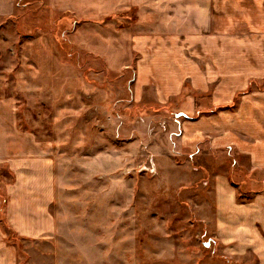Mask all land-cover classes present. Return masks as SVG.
Wrapping results in <instances>:
<instances>
[{"label":"rangeland","instance_id":"obj_1","mask_svg":"<svg viewBox=\"0 0 264 264\" xmlns=\"http://www.w3.org/2000/svg\"><path fill=\"white\" fill-rule=\"evenodd\" d=\"M140 2L0 0V144H13L3 130L11 128L60 146L53 234L40 238L7 222L6 187L16 178L0 159V228L18 264H257L221 241L211 176L227 173L244 200L264 174H248L245 157L207 137L184 146L180 133L183 121L235 106L263 82L249 80L231 101L213 100L217 81L194 88L188 75L172 88L139 84L134 40L157 26ZM221 2L206 30L221 31L228 46L229 0Z\"/></svg>","mask_w":264,"mask_h":264},{"label":"crops","instance_id":"obj_2","mask_svg":"<svg viewBox=\"0 0 264 264\" xmlns=\"http://www.w3.org/2000/svg\"><path fill=\"white\" fill-rule=\"evenodd\" d=\"M143 1L140 7L146 3L149 17L157 26H151L148 36L134 40L143 54L138 63L139 84L150 81L155 86L172 88L188 75L194 88L217 81L213 100L220 101L221 97L231 101L236 90L252 85L251 80L263 82L262 87L251 86L241 94L235 106L183 121L180 139L184 146L195 148L207 137L214 149L233 150L245 157L248 174H264V0H229L228 46L222 43L221 31L206 30L211 11L215 16L222 15V10L217 9L222 7L221 0ZM146 12L141 17H146ZM163 13L165 23L160 19ZM174 13L181 15L182 23H173ZM185 25L190 29H184ZM187 51L205 56L207 63L200 66L195 57L187 56ZM161 92L163 100L175 88L169 93L163 89ZM179 113L189 116L184 111ZM3 130L8 136L10 133L13 144H0V159L4 158L16 178L6 187L7 222L21 236L52 235L50 208L55 199L56 151L60 146L54 150L48 143H30L28 136L17 130ZM230 178L222 172L211 176L215 228L232 251L264 264V178L253 180L262 186L249 191L244 200L238 198L237 186ZM5 237L0 228V264H18L14 247Z\"/></svg>","mask_w":264,"mask_h":264}]
</instances>
